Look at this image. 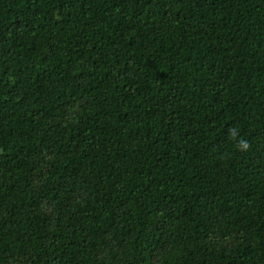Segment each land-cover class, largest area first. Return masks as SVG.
I'll return each mask as SVG.
<instances>
[{"label": "trees", "instance_id": "1", "mask_svg": "<svg viewBox=\"0 0 264 264\" xmlns=\"http://www.w3.org/2000/svg\"><path fill=\"white\" fill-rule=\"evenodd\" d=\"M0 264H264V0H0Z\"/></svg>", "mask_w": 264, "mask_h": 264}, {"label": "clouds", "instance_id": "2", "mask_svg": "<svg viewBox=\"0 0 264 264\" xmlns=\"http://www.w3.org/2000/svg\"><path fill=\"white\" fill-rule=\"evenodd\" d=\"M239 147L242 149V150H246L248 148V144L246 141H241L240 144H239Z\"/></svg>", "mask_w": 264, "mask_h": 264}]
</instances>
